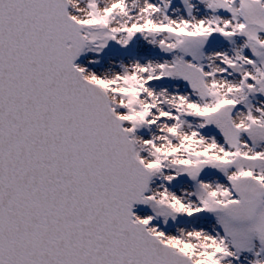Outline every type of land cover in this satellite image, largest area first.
<instances>
[{"label":"snow or ice","instance_id":"obj_1","mask_svg":"<svg viewBox=\"0 0 264 264\" xmlns=\"http://www.w3.org/2000/svg\"><path fill=\"white\" fill-rule=\"evenodd\" d=\"M0 264H264V0H0Z\"/></svg>","mask_w":264,"mask_h":264}]
</instances>
